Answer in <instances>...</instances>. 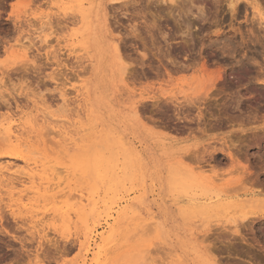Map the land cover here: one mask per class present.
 I'll use <instances>...</instances> for the list:
<instances>
[{"label": "rangeland", "instance_id": "1", "mask_svg": "<svg viewBox=\"0 0 264 264\" xmlns=\"http://www.w3.org/2000/svg\"><path fill=\"white\" fill-rule=\"evenodd\" d=\"M134 1V5L131 3L129 8L125 6L128 9L120 8L121 5H116L113 9L111 0H0V153L13 152L26 156L25 161L0 158V182H2L0 202H4L0 209L1 212L6 211L4 212L6 218H10L8 212H11L24 220L21 223L24 229L12 230V234L25 242L22 247L10 236L0 235V254L4 255V263L1 264H9L13 260H19V264H35V261L36 264H40L38 259L45 261L42 264H134L133 260L143 259V256L152 259L156 257L158 262L163 263L162 259L166 261L165 264H247L238 259L240 257L264 264V235H262L264 221L250 219V222L245 221L246 225L241 226L245 216L261 209L263 205L255 202L258 203L256 205L250 201L252 198L256 199L250 192H257L260 186L251 182L254 177L249 180L242 175L245 172L242 171L243 167L238 166L242 168L239 169L242 172L240 174L239 171L235 172L236 166L225 167L226 163H224L226 165L221 163L224 166L217 163L225 158L222 154L215 153L213 159H209L206 154L212 151V148L218 149L225 143V146H221L224 149L244 141L241 152L250 157L254 154L252 156L254 158L248 156L250 162L247 163L245 159L243 164L251 166L250 169L255 167L252 169L255 180L259 179L258 181L262 180L264 183V167L262 168L264 156L261 160L257 158L264 150L255 147L257 144L264 145L262 141L264 140V82H262L264 75L261 77L260 74H264V46H261L264 44V28L252 20L247 23L244 20L245 13H242L238 20L232 18L227 0H219V4L215 3L216 0H195L192 12L198 14V7H203L206 14L211 13L212 17L207 22L196 20L195 24L198 26L192 29L193 34L199 36L198 28H209L208 32H214L210 34L212 41L216 43L227 41L226 44H230L231 41L233 45L231 49L229 48L231 54L222 49V42L217 43L218 48L210 49L206 46L202 48L198 41L203 35L198 38L196 36L194 51L190 54L192 58L198 60H196L198 73L195 74L209 76L216 73L217 69V73L223 75V80L227 78L228 81H233L234 75L242 78L236 90H230L229 93L226 91L229 96L225 97L226 93L221 95L223 99L229 97L226 101V104L230 105L228 108L238 106L239 109L229 108L230 113L225 112L228 109L224 107L223 99L216 104L223 105L225 111L222 108H217V111L218 106L212 104L215 108L211 106L212 110H210H214L215 113L224 111L227 120L223 118V113L218 114L219 119L222 120L218 119L216 122L219 121L220 124L215 120L211 121L216 123H214L215 127L211 126V130L206 127L208 130L205 128V132L202 129L198 130L201 127L196 123L189 125L187 122L177 120L172 116L174 108L165 102H159L161 108H154L159 98H166L171 94H177L179 97L178 92L185 91L186 88L189 92H192V88L198 89L200 93L203 89L199 85V90L197 86L199 82L196 83L198 87L196 88L195 84L187 86L188 82L185 81L188 80L189 75H194L196 70L183 73L171 72L172 75L169 77L165 74L163 64L159 62L161 53L159 48L162 50L166 48L158 33L152 37L149 32V25H153L149 13L155 14L157 9L161 7L164 9L167 5L151 6L148 0ZM259 1L264 8V0ZM100 2L106 8V18L109 20L107 27L96 34H89L84 28L81 16L94 11ZM249 9L247 13L252 16V11ZM158 24L167 32L169 25L175 26L167 19L159 21ZM132 26L137 27L136 35H130ZM252 30L254 31L250 32ZM255 35H260L262 44ZM156 37L160 39L159 42H155ZM174 37L176 40L173 41L171 49L177 52L179 47H176L181 45L182 39L180 36ZM207 38V41H211ZM99 42L103 43L102 50L107 66L102 82L98 84L92 81V84L96 86V89L93 87L97 91L96 97L101 100V109L94 117L88 119L82 108L84 101L82 94L92 78L91 66L96 63ZM116 42L121 43L122 53L124 51L123 64L127 63L126 65L131 68L129 73L133 79L127 73L129 76L126 75L125 82L121 80L119 63L116 60L114 62L113 59L112 44ZM160 42L163 43L161 47H159L162 44ZM253 43L257 48L253 47ZM155 47L158 49L156 50ZM141 52L147 53V57L143 60L144 66L140 64L143 54ZM177 57H179L178 61H183L181 55ZM200 70H205V73ZM134 72L136 76L138 75L137 78ZM182 77L185 79L183 80ZM259 78L263 80L259 82ZM223 80L217 81L219 85L216 84L215 87H218L215 90H219V94L225 83ZM233 82L237 83L236 80ZM206 85L207 83L203 88ZM215 90L213 88V95L217 96L218 92ZM164 91L167 93H163ZM233 95L235 97L237 95L239 103ZM198 96H202V93ZM152 99L155 101L152 102ZM231 103L234 105L232 106ZM153 108L159 111H154ZM161 110H165L166 113H162V116L155 114ZM43 111L51 121L58 122L55 125L57 124L60 129L65 126L72 136H56L52 133L51 136H41V138L30 134L32 127L38 129L34 120L35 117L42 118ZM136 111L142 113V122L136 119ZM194 111L193 113H198L197 110ZM150 114L155 119L163 118L164 121L161 120L162 123L157 124L152 120L148 121L146 115ZM235 115L242 118L239 117L241 122L236 120ZM228 117L235 119V121L232 119L233 122L237 121L238 124L234 125L232 122V127ZM245 120H249V123ZM186 125L190 128L195 127V131L192 132L194 134H191V131L188 133L189 127ZM221 125L224 128H220ZM79 128L89 129L87 133H82L83 136H78L76 133L79 132H77ZM90 128H93L92 131ZM9 136H18L23 142L20 139L17 142L14 138L9 140ZM62 137H69L72 140L64 141ZM256 137H258L257 144L254 141L257 140ZM247 144L253 148L248 147ZM196 154L202 155L199 156L200 158L206 154L205 162L201 159L202 163H199ZM214 164L218 165L217 169L222 166L220 171L216 169L214 173L210 170L212 168L215 170ZM6 165L9 171L4 169ZM200 165L204 169H209L211 173ZM1 167H4L2 168L4 170ZM203 170L204 174L199 173ZM206 171L208 174L205 175ZM223 171L225 172L222 173ZM256 171L263 174L256 175ZM216 172L222 173L220 174L222 177ZM6 174L11 176L7 177ZM216 175L218 178L214 177ZM241 175L244 176L242 180L247 179V183L244 181V184H247V187L244 185V191ZM13 176L17 179L22 178L16 181ZM99 176L103 177V179L101 177L102 182ZM212 176L213 179L210 180ZM9 177H12L13 186L19 185L20 188L13 187ZM13 178L16 179L15 183ZM192 180H199L204 187L187 186L188 181ZM232 180L234 185L231 183ZM17 183L19 184L16 185ZM232 187H235V190L240 187L239 191H241L235 193L234 190L231 191ZM254 188L258 189L254 190ZM18 189H21L20 193ZM4 198H7L8 205L5 204ZM245 201L248 202V207L246 203L244 204ZM236 226L254 246L252 248L245 246L247 250L244 246L241 250L237 248L232 251L233 256H228V252L219 253L213 249V244L218 241L215 238L220 236L222 239L225 238L224 240L233 238ZM250 227L254 230L251 231ZM256 236L260 243L255 242ZM42 239L44 241L47 239L46 242L52 240H54L52 242H71L74 246L71 245L73 248L70 246L71 250L64 255L46 256L45 250L44 256L40 251L43 250L40 243L45 244L44 246L47 243ZM40 240L44 244L39 243ZM219 242L217 246L218 244L222 246ZM210 250H215L217 253L215 251L212 253ZM213 256L220 259H215Z\"/></svg>", "mask_w": 264, "mask_h": 264}, {"label": "bare ground", "instance_id": "2", "mask_svg": "<svg viewBox=\"0 0 264 264\" xmlns=\"http://www.w3.org/2000/svg\"><path fill=\"white\" fill-rule=\"evenodd\" d=\"M110 1V0H109ZM112 1V5H111V8H113V9H115V6L116 5H121V6H119L120 8L121 7H123V8H127L131 3L134 5V3H135V1L133 2V0H132V2H130L131 0H129V2H128V0H111ZM243 1V2H242ZM148 2H149V5H155V6H158V5H167L164 9H162V7L161 6H159V7H161L160 9H157V13H155L154 14V12H150L149 14H151V18L153 19V21H152V26H150L149 25V27H150V34H152L151 36L152 37H155L154 35H156V33H158L157 35H159L160 37V39H161V41L164 43V45H165V47L164 48H166V50H162L161 48H159L160 50H158V51H160L161 53H160V56H159V62L160 63H162L163 65L162 66H164V68H165V74H167L169 77L172 75V73L171 72H173V73H183V72H189V71H191V70H196V67L198 66V60L196 61L194 58H192L191 56H190V54H192L191 52H193L194 51V49H193V47L195 46V40H196V36L193 34L194 32L192 31V29H194V28H196L198 25H196L195 24V21L196 20H201L202 22H207V21H210V19H211V15L210 14H206L207 12L203 9V7L201 8V7H198L199 9V12H198V14H194L193 12H192V8L193 7H195V0H148ZM227 2H228V6H229V12H230V14H231V16H232V18H234L235 20H238V18H240L239 16H241V14L242 13H245L244 15H245V19L244 20H246L247 21V23L249 22V20L251 21L252 20V22H254V23H256V22H258L257 24L259 25V26H263V28H264V8L261 6V4H260V1L259 0H227ZM215 3H220V1L219 0H216L215 1ZM98 4V3H97ZM131 4V5H132ZM136 4H137V2H136ZM135 4V5H136ZM244 4H245V6H244ZM148 5V6H149ZM125 6H127V7H125ZM109 7V6H108ZM133 7V6H132ZM136 7V6H135ZM219 7V6H218ZM129 8V7H128ZM127 8V9H128ZM143 8V7H142ZM155 8V7H154ZM250 8V9H249ZM135 9V8H134ZM248 9H249V11L251 10L252 11V16H250V15H248ZM108 10V9H107ZM137 10H139V9H137ZM147 10H149V9H147ZM158 10L160 11V12H158ZM90 11V10H89ZM136 11V10H135ZM141 11V10H140ZM145 11V10H144ZM156 11V10H155ZM218 11H219V9H218ZM87 12V11H86ZM164 13V14H163ZM142 14V13H141ZM146 15V14H145ZM144 14H143V16H145ZM217 15V14H216ZM106 16H107V12H106V8L103 6V4H102V2H100L99 4H98V6H97V8L94 10V11H92V12H90L89 14L87 13V14H84V15H82L81 17V21L84 23V28H86V31L89 33V34H96L99 30H104L105 29V27H107V21H109L107 18H106ZM252 17V19H250V17ZM111 17V16H110ZM164 19H167L168 20V22H170V24H171V22H173L174 24H175V26L173 27V26H171V25H169L168 26V32L167 31H163L162 30V27L158 24V22L159 21H161V20H164ZM142 20V19H141ZM169 20H171V21H169ZM111 21V20H110ZM245 21V22H246ZM150 22V21H149ZM251 23V22H250ZM173 24V25H174ZM251 24H253V23H251ZM242 25V24H241ZM144 26H146V25H144ZM211 26V25H210ZM148 27V28H149ZM240 27H242V26H240ZM131 28V30H130V35H136L137 34V27L136 26H132V27H130ZM238 29V28H237ZM198 30V32L200 33L199 34V36L202 34L203 35V37H199V36H197V38L199 37V40L200 41H198V42H200L199 44H200V46L203 48V47H209L210 49L212 48H218L219 46H216V45H218L217 43H221V45H222V49L227 53L228 51H229V54H231L230 53V49L232 48V43H231V41H230V44L228 43V44H226L227 43V41H219V42H217L216 43V41L214 42V41H212L213 39H212V37L210 36V34L211 33H214V32H208L209 31V28L207 29V28H205V27H202V28H198L197 29ZM196 30V31H197ZM237 31V30H236ZM241 31V30H240ZM254 30H252V31H250V32H253ZM86 32V33H87ZM172 32H173V34H172ZM259 32V31H258ZM245 33V32H244ZM129 34V33H128ZM127 34V35H128ZM140 34V33H139ZM253 35H254V33H252ZM261 34V33H260ZM89 36V35H88ZM95 36V35H94ZM93 36V37H94ZM103 36V35H102ZM141 36V35H140ZM174 36H180L181 37V39H182V42L180 43L181 45L180 46H177L176 48H178V50H177V52H175L174 50V52L175 53H173V51H172V47H171V45H172V43H173V41H175L176 40V38L174 37ZM234 36V35H233ZM255 36H257L258 38H259V36L258 35H255ZM208 37V38H207ZM242 37V36H241ZM249 37V36H248ZM256 37V38H257ZM148 38V37H147ZM206 38L207 39H209V40H211V41H207L206 40ZM214 38V37H213ZM257 38V40H259V41H257V42H259V43H261L262 41L260 40V38L258 39ZM264 38V37H263ZM91 39H93V38H91ZM154 39V38H153ZM156 39L158 40V37H156ZM155 39V42H159V40L157 41ZM242 39V38H241ZM261 39H262V37H261ZM95 40V39H94ZM134 40V39H133ZM148 40V39H147ZM253 40V39H252ZM152 41H154V40H152ZM207 41V42H206ZM162 42H160V43H162ZM197 42V43H198ZM224 42V43H223ZM251 42H255V41H251ZM257 42L255 43V44H257ZM153 43V42H152ZM163 43L162 44H160V46L158 45V44H154V46H159V47H161L162 45H163ZM245 43H247V42H245ZM250 43V42H249ZM124 44V43H123ZM248 44V43H247ZM262 44V43H261ZM148 45V44H147ZM220 45V44H219ZM242 45V44H241ZM250 45H252V44H250ZM253 45H254V43H253ZM135 46V45H134ZM150 46V45H149ZM231 46V47H230ZM239 46V45H238ZM243 46V45H242ZM241 46V47H242ZM257 46V45H256ZM255 45L253 46V47H256ZM261 46H264V44H262ZM100 48H101V50H100ZM156 48V50L158 49V47H155ZM175 48V49H176ZM221 48V47H220ZM230 48V49H229ZM257 48V47H256ZM97 49H98V55H97V58H96V63L94 64V65H92L91 66V69H92V72H91V79H90V81L88 82V84H87V86H86V88H85V90H84V92H83V94H82V96L84 97L83 99H84V101H83V103H82V108H83V110H84V113H85V116L86 117H88V119H90L91 117H94L95 116V114H96V112L98 111H100V109H101V100L99 99V97H96V92L97 91H95V89H96V86H94L93 84H92V81H95L96 83H100V82H102V79H103V77H104V73H105V68H106V66H107V62H106V60H105V54L103 53V43L102 42H99V44L97 45ZM153 49V48H152ZM242 50V49H241ZM112 51H113V59H114V62H115V60H116V62H118L119 63V65H120V70H121V80L122 81H124V79H126V77L127 76H129L130 75V70H131V68H129L125 63L123 64V60L125 61V57H123V56H125V55H123V53H124V51H123V53H122V49H121V43L120 42H116V43H114V44H112ZM126 51V50H125ZM151 51V50H150ZM154 51V50H153ZM157 51V52H158ZM197 51V50H196ZM233 50H231V52H232ZM106 52V51H105ZM148 52V51H147ZM222 52V51H221ZM235 52V51H234ZM246 52V51H245ZM126 53H128V52H126ZM141 53H143L142 54V61H141V65L142 66H144V62H143V60L147 57L146 55H147V53L146 52H141ZM155 54V53H154ZM157 54V53H156ZM233 54V53H232ZM258 54V53H257ZM262 54V53H261ZM158 55V54H157ZM156 55V56H157ZM174 55H176V56H174ZM182 56L183 57V61L182 62H180V61H178V59L177 58H179V57H177V56ZM201 55V54H200ZM206 55V54H205ZM127 56V55H126ZM158 57V56H157ZM190 57V58H189ZM251 58V57H250ZM253 58H255V57H253ZM205 61V60H204ZM239 61V60H238ZM237 61V62H238ZM165 62V63H164ZM253 62V61H252ZM213 63V62H212ZM203 65H204V63H202ZM222 64V63H221ZM241 64V63H240ZM197 65V66H196ZM227 66H229V65H227ZM242 66V65H241ZM255 66H257V65H255ZM200 67H202V66H200ZM232 67V66H231ZM136 68V67H135ZM156 68V67H155ZM205 67H203V69H204ZM226 68V67H225ZM202 69V70H203ZM207 69H208V67H207ZM211 69V68H210ZM212 70V69H211ZM261 70V69H260ZM201 71V70H200ZM208 71V70H207ZM256 71V70H255ZM132 72V71H131ZM144 72V71H143ZM159 72V71H158ZM158 72H157V74H158ZM202 73H205V70L204 71H201ZM238 72V71H237ZM248 72V71H247ZM129 75H128V74ZM162 73V72H161ZM195 73H198V71L196 70V71H194V75H189V77H187V79L188 80H186L185 78H183V80L185 79V81H187L188 82V85L187 86H189V84L191 85H194L195 84V87L196 88H198L199 87V85H200V87H202V89H203V91L201 92L202 93V96H198V95H200L201 93H200V91H197L196 89H194V88H192L193 90H192V92L190 91H188L187 90V88H186V90L185 91H179L178 92V94H180V96L182 95V97H178L177 96V94H171V95H168V97H166V98H164V97H162V99H158V102L156 103V102H154V103H156V105H154V108H156V109H158V108H161V104L159 103V102H162V103H167V104H169L171 107H173L174 109H172L173 110V114H172V116H174L175 118H177V120H179V121H184L185 123L187 122L189 125L191 124V125H193L192 123H196L197 124V126L198 127H201L200 129H198V128H196V130L198 129V130H204L206 127L207 128H210V130H211V126H213L214 125V127H215V124L218 122V124H220L219 123V121H221L220 119H219V116H218V114H222V116H224L223 118L224 119H226L227 120V117H225V115L227 116V114L225 113V112H229V108H231V107H229L228 108V106H230V105H227L226 103V101L228 100L227 98H229V97H227L226 99L224 98H222V94H225L224 96L226 97V95H227V92L228 91H232V90H236L235 88H236V86L238 85V82L242 79L241 78V76H235L234 75V77H233V79L234 80H236V82L237 83H234L233 81H231V80H227V78L226 79H224L225 80V83H223V86H222V88L220 89V91H221V94H219V90L218 91H216L215 89H218V87L217 88H215L216 87V84H217V81L219 82V80H223L222 78H223V75L221 74V73H217V69H216V73H212V74H210L209 76L207 75V76H203V75H201V76H199V75H197V74H195ZM210 73V72H209ZM133 74V73H132ZM139 74V73H138ZM144 74V73H143ZM160 74V73H159ZM251 74V73H250ZM261 74V77H263L262 75H264V74H262V73H260ZM259 74V75H260ZM127 75V76H126ZM134 75H135V72H134ZM145 75V74H144ZM206 75V74H205ZM245 75V74H244ZM258 75V74H257ZM131 76V75H130ZM138 76V75H137ZM137 76L135 75V77L137 78ZM160 76V75H159ZM249 76H251V75H249ZM125 77V78H124ZM140 77V76H139ZM184 77H186V76H184ZM256 77V76H255ZM260 77V78H261ZM131 78H132V76H131ZM259 78V80H257V81H259V82H261L262 80ZM133 79V78H132ZM258 79V78H257ZM223 80V81H224ZM2 81V80H1ZM135 81V80H134ZM125 82V81H124ZM197 82H199L200 84H198L197 86H196V83ZM262 82H264V80L262 81ZM205 83H207V85H206V87L205 88H203V86H204V84ZM221 83V82H220ZM240 83V82H239ZM96 85V84H95ZM217 85H219V84H217ZM95 87V89H94V87ZM200 87H199V90H200ZM213 88H214V90L216 91V92H218V94H217V96H214L213 95ZM239 89V88H238ZM238 89H237V91H238ZM246 89V88H245ZM183 90H184V88H183ZM191 90V89H190ZM127 91V90H126ZM212 91V92H211ZM227 91V92H226ZM170 92V91H169ZM163 93H167V92H163ZM162 93V94H163ZM175 93H177V92H175ZM215 93V92H214ZM229 93V92H228ZM237 93V92H236ZM239 93V92H238ZM164 94V95H165ZM163 95V96H164ZM227 96H229V94L227 95ZM230 96H231V94H230ZM234 97H235V95H233ZM232 96V97H233ZM10 97H11V95H10ZM61 97L62 98H65L64 97V95H61ZM242 96L240 95V98H241ZM236 99L235 100H237V95H236V97H235ZM155 99V98H154ZM154 99H152V102H153V100ZM224 100L225 102V108H227L228 109V111H225L223 108H222V106L221 105H217L216 103H218L219 102V100L221 101V100ZM64 101H65V99H63ZM234 99H232V101H233ZM235 100L233 101L234 103H236L235 102ZM155 101V100H154ZM239 101H240V99H239ZM5 102V101H4ZM237 102H238V100H237ZM239 103V102H238ZM237 103V104H238ZM123 104V103H122ZM212 104H215V107H216V105L218 106V107H216V109L217 108H222L224 111H219V112H221V113H215V111L213 112V111H211L212 110V108H210L211 106H212ZM228 104H229V101H228ZM237 104H235V105H237ZM231 105L233 106L234 104H232L231 103ZM5 106H6V104H5ZM204 106V108L202 109V107ZM219 106H221V107H219ZM37 107V106H36ZM35 107V108H36ZM212 107H214V105L212 106ZM214 107V108H215ZM153 108V109H154ZM213 108V109H214ZM234 108V107H233ZM233 108H231L232 110H233ZM235 108L238 110L239 109V107L238 106H235ZM234 108V109H235ZM9 109V108H8ZM211 109V110H210ZM235 109V110H236ZM82 110V111H83ZM194 110H197L198 111V113H193V111ZM152 112H153V110H151ZM154 111H159V110H155L154 109ZM196 111V112H197ZM217 111H218V109H217ZM195 112V111H194ZM251 112V111H250ZM151 113V112H150ZM154 113V112H153ZM215 113V114H214ZM230 113V112H229ZM42 118H38V117H35V120H34V123H35V126L37 125L38 126V129H34L35 127H32L31 128V131H30V134L32 133L33 134V136H51V134L52 133H54L56 136L58 135V136H72L71 134H70V132L68 133V131H67V128L65 127V126H62V129H60L58 126H57V124L55 125V123H58V122H53V121H51L50 120V118L48 117V115L46 114V113H44V111L42 112ZM142 114V113H141ZM141 114L139 113V112H137L136 111V119H140V121H141V117L143 116H141ZM144 114V113H143ZM225 114V115H224ZM234 114V113H233ZM238 114V113H237ZM134 115V114H133ZM154 115V114H153ZM207 115H209V118H207ZM218 117H217V116ZM97 116V115H96ZM228 116H230V114H228ZM240 116H242L241 114H240ZM239 115L238 116H236L235 115V117H236V120H239V117H240ZM231 117H232V115H231ZM231 117H228L230 120H231V124H232V127H233V123H234V125H236V124H238V122L236 123V122H233V120L235 121V119H231ZM148 118V121L149 120H152L155 124H157V123H159L160 121L159 120H157V119H155L154 118V116H152L151 114L148 116V115H146V119ZM174 118V119H175ZM220 118H221V116H220ZM241 118V117H240ZM249 120L251 119V118H249V117H247ZM219 119V121H217L216 122V120H218ZM223 119V120H224ZM228 119V120H229ZM242 119V118H241ZM246 119V118H245ZM215 120V124L214 123H212L211 121H214ZM244 120V119H243ZM249 120H245V122L246 121H248V123H249ZM253 120V119H252ZM225 121V120H224ZM142 122V121H141ZM229 122V121H228ZM233 122V123H232ZM239 122H241L240 120H239ZM152 123V122H151ZM160 123H162V122H160ZM230 123V122H229ZM228 123V124H229ZM243 123V122H242ZM247 123V122H246ZM79 124V123H78ZM81 124V123H80ZM164 124V123H163ZM218 124H217V127H219L218 126ZM240 125H242L241 123H239ZM245 124V123H244ZM252 124V123H251ZM209 125H210V127H209ZM225 125H227V124H225ZM230 125V124H229ZM239 125V126H240ZM248 125V124H247ZM250 125V124H249ZM181 126V125H180ZM196 126V127H197ZM222 126V127H221ZM220 126V128H224V126L223 125H221ZM238 126V125H237ZM245 126V125H244ZM58 127V128H57ZM93 127V126H92ZM157 127V126H156ZM186 127H189V126H187L186 125ZM213 127V128H214ZM246 127V126H245ZM160 128V127H159ZM178 128V127H177ZM176 128V129H177ZM195 127H189V130H188V133H190V131H191V134H194V133H192V132H194L195 131V129H194ZM206 128V129H207ZM219 128V129H220ZM88 129L89 128H87V129H81V128H79L78 130H77V132L78 133H76V135L78 134V136H83L82 135V133L84 132V133H87V131H88ZM92 129L93 128H90V130L92 131ZM163 129H164V127H163ZM185 129V128H184ZM215 129V128H214ZM208 130V129H207ZM166 131V130H165ZM205 132H206V130H204ZM197 132V131H196ZM203 132V131H202ZM202 132H199V133H202ZM83 133V134H84ZM204 133V132H203ZM93 134H95V133H93ZM190 134V135H191ZM235 136H236V134H234ZM246 135V134H245ZM257 135V134H256ZM231 136H233V135H231ZM252 136V135H251ZM254 136V135H253ZM259 136H260V134H259ZM263 136V135H262ZM16 139V141L17 142H19L21 139H20V137H18V136H9V140H12V139ZM42 138V137H41ZM63 139H64V141H69V140H72V138H67V137H62ZM257 138V140H254L255 141V143L257 144V142H258V137H256ZM20 139V140H19ZM32 139H34V138H32ZM37 139V138H36ZM62 139V140H63ZM255 139V138H254ZM253 140V139H252ZM259 140H261V138L259 139ZM22 141V140H21ZM257 141V142H256ZM263 141V143H264V140H262ZM23 142V141H22ZM21 142V143H22ZM244 142V141H243ZM243 142L242 141H240V144H238V145H231L230 147H228V148H226V149H224V148H222L223 146H225L226 145V143L224 144V145H221L220 147H218V149L216 148V149H214V148H212V151H209V152H206V154H207V157L209 156V159H213L214 158V156H215V153H220V154H222L223 155V157H225L221 162H217V161H214V162H217V163H222V164H224V163H226V164H224V165H226L225 167H229V165H231V166H236V173L239 171L240 172V174L242 173L241 172V170H242V168H238V166L240 167H243V170L242 171H244L245 170V172H244V174H242V175H244L246 178H248L249 180L252 178V177H254V180L256 179L255 178V173H253V171H252V169L253 168H255V167H253L252 169H250V167H248V166H246V165H244L243 164V160H245L246 159V161H247V163L248 162H250L249 160V158H248V156L250 157V155H247V156H245L246 154H243L242 152H241V147H242V145H244L243 144ZM245 143V142H244ZM248 143V142H247ZM220 144V143H219ZM222 144H223V142H222ZM256 144H253L254 146L256 145ZM248 145V147H252L253 148V146H251L250 144H247ZM255 147H257V148H259V149H262V150H264V145H262V146H260L259 144H257ZM214 149V150H213ZM261 150V151H262ZM263 152V151H262ZM36 153V152H35ZM30 154H32V152L30 153ZM190 154V153H189ZM206 154H203V158L201 157H199V156H202V155H199V156H197L198 154H196V160H198L199 161V163L201 162L202 163V160L201 159H203V162H205L204 161V156L206 155ZM248 154V153H247ZM264 154V152L262 153V155L260 156L259 155V157H257L258 159H262L263 158V155ZM243 155V156H242ZM254 155V154H253ZM252 155V156H253ZM250 157V158H254V157ZM3 157H7V158H9V159H15V160H22V161H25L26 160V156H24V155H21V154H17V153H11V152H5V153H0V158H3ZM35 157V156H34ZM192 157V156H191ZM256 157V156H255ZM206 159V158H205ZM208 159V160H209ZM222 159V158H221ZM220 158H219V160H221ZM258 159H256V160H258ZM201 160V161H200ZM218 160V159H217ZM206 161H207V159H206ZM264 161V160H263ZM208 162H211V161H208ZM207 162V163H208ZM255 162H259V161H255ZM262 162V161H261ZM216 163V164H217ZM229 163V164H228ZM206 164V163H205ZM211 164V166H212V163H210ZM221 164V165H222ZM253 164V163H252ZM258 164V163H257ZM262 164V163H261ZM264 164V163H263ZM8 165V164H7ZM6 165V168H4V167H1V169L2 168H4L6 171H9V168H8V166H10V165H8L7 166ZM224 165H222V166H224ZM251 165V164H250ZM201 166V165H200ZM214 166H215V164H214ZM221 166V167H222ZM201 167H203V166H201ZM213 167V166H212ZM212 167H210V168H212ZM217 167H218V165H216L215 166V170L212 168V169H210V170H212V171H214V173H215V171H217V170H219V169H217ZM232 167V168H233ZM259 167V166H258ZM264 166H262V168H263ZM11 168V167H10ZM200 168V167H199ZM238 168V169H237ZM4 169H2V170H4ZM201 169V168H200ZM203 169H204V167H203ZM217 169V170H216ZM234 169V168H233ZM239 169H241V170H239ZM1 170V171H2ZM202 170V169H201ZM204 170H208V171H210L209 169H204ZM204 170L203 171H200L199 173H203L204 172ZM225 170V169H224ZM230 170V169H229ZM256 170V169H255ZM185 171V170H184ZM220 171V170H219ZM11 172V171H10ZM207 172V171H206ZM225 171H223L222 173H224ZM233 172V171H232ZM234 172V173H235ZM56 173V172H55ZM210 173H211V171H210ZM213 173V172H212ZM222 173H220V174H222ZM228 173H229V171H228ZM256 173H257V171H256ZM258 173H260V172H258ZM258 173L256 174V175H258ZM262 173V172H261ZM260 173V174H261ZM263 173H264V171H263ZM262 173V174H263ZM15 174V173H14ZM14 174H12V175H14ZM22 174V173H21ZM204 174V173H203ZM206 174H208V172L207 173H205V175ZM216 174H219L218 172H216ZM220 174H219V176H220ZM231 174V173H230ZM7 175V177H8V175L9 174H6ZM98 175H100L99 173H98ZM97 175V176H98ZM211 175H214V174H211ZM226 175V174H225ZM241 175V176H242ZM264 175V174H263ZM4 176V175H3ZM9 176H11V175H9ZM14 176H16V175H14ZM13 176V177H14ZM104 176V175H103ZM218 175H216V176H214V177H217ZM224 176V175H223ZM244 176H242V178H241V180L244 178ZM5 177V176H4ZM7 177H5V178H7ZM19 177V176H18ZM100 177V176H99ZM102 177V176H101ZM101 177H100V182H102L101 181ZM189 177V176H188ZM191 177V176H190ZM189 177V178H190ZM220 177H222V176H220ZM14 178H16L17 179V177H14ZM14 178H13V180H14ZM20 178H22V177H20ZM19 178V179H20ZM192 178V177H191ZM218 178V177H217ZM239 178H240V176H239ZM239 178H238V182L240 181L239 180ZM259 178V177H258ZM8 179V178H7ZM9 179H11V181L10 180H7V181H10V183L12 184V177L10 178L9 177ZM15 179V180H16ZM19 179H17L16 181H19ZM102 179H103V177H102ZM185 179V178H184ZM202 179H203V177H202ZM204 179H205V177H204ZM213 179V176H212V178H210V180H212ZM223 179H224V177H223ZM15 180H14V183H15ZM22 180V179H21ZM183 180V179H182ZM215 180V179H214ZM221 180V179H220ZM252 180V179H251ZM252 180L251 182L253 183V185H254V183H258V185L260 186H258L257 185V187H259V189L258 188H256V189H258V190H256L255 188H254V190H256L257 192H250L249 190V192L250 193H252L253 195H254V197H256V199H254V198H252V199H250V201L253 203H255V202H259L260 203V205H261V203L264 205V183L262 182V180H260V181H258L259 179H257V180ZM3 181V180H2ZM23 181V180H22ZM33 181V180H32ZM186 181V180H185ZM206 180H204V182H205ZM233 182H231V183H233V185H234V180H232ZM243 182H241L242 183V185L244 186H246L247 187V184H244V181H245V183H247L246 181H247V179L246 180H242ZM21 182V181H20ZM207 182V181H206ZM209 182V181H208ZM229 182V183H230ZM250 182V185H252V183ZM0 183H2V182H0ZM4 183H7V182H4ZM10 183H9V185H10ZM21 183H24V182H21ZM33 183V182H32ZM182 183V182H181ZM8 184V183H7ZM19 183H17L16 185H18ZM185 184V183H184ZM237 184V183H236ZM2 185V184H1ZM14 184H12V186H13ZM204 184L202 183V182H200L199 180H192L191 182L190 181H188V183H187V186H195V187H204L203 186ZM228 185V184H227ZM231 185V184H230ZM241 185V184H240ZM239 185V186H240ZM241 185V186H242ZM5 186V185H4ZM7 186V185H6ZM11 186V185H10ZM10 186H8V189H9V187ZM21 186V185H20ZM243 186H242V190L244 191V189H245V186H244V188H243ZM249 186V185H248ZM3 187V186H2ZM13 187H15V186H13ZM13 187H12V189H13ZM17 187V186H16ZM15 187V188H16ZM24 187V186H23ZM32 187H34V186H32ZM236 187V186H235ZM234 187V188H235ZM238 187V186H237ZM253 187V186H252ZM7 188V187H6ZM17 188H20L19 187V185H18V187ZM21 188H22V186H21ZM51 188V187H50ZM233 188V187H232ZM232 189L231 191H233V192H235L236 193V191H239V189H240V187H239V189L237 190H235V189ZM12 189H10V191L12 190ZM29 188H26V190H28ZM31 189V188H30ZM225 188H223V190H224ZM227 189V188H226ZM231 189V188H230ZM246 189H248V188H246ZM13 190H16V189H13ZM21 190V189H20ZM20 190L18 189V191H19V193H20ZM25 190V189H24ZM34 190V189H33ZM228 190H229V188H228ZM227 190V191H228ZM2 191V190H1ZM17 191V192H18ZM230 191V190H229ZM241 191V190H240ZM239 191V192H240ZM3 192V191H2ZM22 192H23V190H22ZM1 193V192H0ZM13 193V192H12ZM226 193H228V192H226ZM17 194V193H16ZM3 194H1V196H2ZM7 195V194H6ZM10 195V194H9ZM19 196L21 195V194H18ZM29 195V194H28ZM237 195V194H236ZM8 196V195H7ZM47 196V195H46ZM247 196H248V194H247ZM251 196V195H250ZM9 197V196H8ZM47 197H49V196H47ZM11 198V197H10ZM46 198V197H45ZM5 199V198H4ZM7 199V198H6ZM6 199H5V204L6 205H8L7 203H6ZM36 199V198H35ZM217 199V198H216ZM246 199H248V198H246ZM32 200H34V198L32 199ZM38 200V199H37ZM10 201V200H9ZM242 201V200H241ZM244 201V200H243ZM248 201V200H247ZM8 202V201H7ZM38 202H39V200H38ZM238 202V201H237ZM249 202V201H248ZM248 202H244V204L246 203V205L248 204ZM250 202V203H251ZM3 203L4 202H0V207L2 206L3 207ZM249 203V204H250ZM2 204V205H1ZM227 204H229V203H227ZM242 204V203H241ZM256 204V203H255ZM258 204V203H257ZM256 204V205H257ZM25 205V204H24ZM256 205H255V207H256ZM260 205H258V207L260 206ZM263 205H261L262 207H261V209H259V210H255V211H253L252 213H250V214H248L247 216H245L244 218H245V220L243 221L244 223H242L241 222V226H243L244 224L246 225V222L247 221H251L250 219H254L253 221H255V219L257 220L258 219V221H260L261 220V222H263L264 221V206ZM19 206V205H18ZM34 206V205H33ZM239 206H241V205H239ZM13 208H15L14 206H12ZM28 207V206H27ZM243 207H244V205H243ZM247 207H248V205H247ZM251 207V206H250ZM257 208V207H256ZM11 209V208H10ZM246 209V208H245ZM252 209V208H251ZM4 210H5V208H4ZM2 211H3V209H2ZM9 211V210H8ZM4 212H6V211H4ZM4 212H1V209H0V235H7V236H10L14 241H17V242H19L21 245H22V247L25 245V242H23L22 240H19V239H17V237H14V235L12 234V230L13 231H22L23 229H24V226H23V224H21V223H23L22 221H24V220H22L19 216H17L16 214H14V213H11V212H8V214H9V216H10V218H6L5 217V213ZM17 212V211H16ZM221 212V211H220ZM223 212V211H222ZM34 213H36V212H34ZM37 214V213H36ZM35 214V215H36ZM243 217V216H242ZM246 221V222H245ZM252 221V224H254V222ZM248 224V223H247ZM251 224V225H252ZM256 224V223H255ZM37 225V224H36ZM263 225V224H262ZM237 227V226H236ZM242 229V228H241ZM250 229H251V231H253L254 229L252 228V227H250ZM253 229V230H252ZM264 229V228H263ZM257 231V230H256ZM242 232V231H241ZM28 233V232H27ZM234 236H233V238L231 237H229L228 239H226V240H224L225 238H221V236L220 237H217V238H215V239H217L218 241H217V243L219 242L220 244H222V246H219V244H218V246H217V243L216 242H214V243H216V244H213V249H215L216 251H218L219 253H221V252H223V253H226V252H228V256H233V253H232V251L233 250H235V249H237L238 248V250H241L242 248H243V246L245 247H247L248 246V248H252V246H254L252 243H249L248 242V240H249V238H246V236L244 235V234H242V233H240V228L239 227H237L236 229H235V231H234ZM232 234V235H233ZM248 234V233H247ZM218 235V234H217ZM220 235V234H219ZM261 235V234H260ZM262 235H264V232H263V234ZM251 237V236H250ZM44 238V237H43ZM227 238V237H226ZM252 239V238H251ZM43 240V239H42ZM47 240V239H46ZM46 240L44 241L43 240V242H45V243H47L46 244V246H44L45 244L40 240L39 241V243L40 242H42L44 245H41V243H40V246L43 248V250H40L41 252H43V255H44V252H45V250H46V253L47 254H45L46 256H49V255H51V254H53L54 256L55 255H64V254H66V253H68L70 250H71V248H73L72 246H74V245H72L73 243H71V242H64V243H62V242H52V241H54V240H52V241H48V242H46ZM254 240H256L255 242H259V240L257 239V236L254 238ZM57 241V240H56ZM67 241V240H66ZM216 241V240H215ZM62 243V244H61ZM211 243V242H210ZM260 243V242H259ZM2 245V244H1ZM72 245V246H71ZM39 246V245H38ZM39 246V248L40 249H42L41 247ZM48 246V247H47ZM70 246H71V248H70ZM183 246V245H182ZM210 246V245H209ZM208 246V247H209ZM246 247L244 248V249H246ZM247 248V249H248ZM257 248V247H256ZM262 248V247H261ZM246 249V250H247ZM13 250V249H12ZM37 250H38V248H37ZM214 250V251H215ZM246 250H243V251H246ZM211 251V250H210ZM214 251H211L212 253L214 252ZM215 251V252H216ZM19 252V251H18ZM40 253V252H39ZM217 253V252H216ZM41 254V253H40ZM40 254H38L39 256H40ZM236 254V253H235ZM7 255V254H6ZM44 255V256H45ZM53 255H51V256H53ZM58 255V256H59ZM135 255V254H134ZM22 256V255H21ZM50 256V257H51ZM53 256V257H54ZM222 256V255H221ZM234 256H236V255H234ZM255 256V255H254ZM253 256V257H254ZM7 257V256H6ZM10 257V256H9ZM16 257V256H15ZM36 257V256H35ZM145 257H147V256H143V259H139V260H133L132 262L134 263V264H165L164 262H166V261H164V260H162L161 259V261L163 262V263H161V262H158L157 261V258L155 257V259H152V258H150V257H147V258H145ZM213 257H215V256H213ZM237 257V256H236ZM36 258H39L38 256L36 257ZM49 258V257H48ZM52 258V257H51ZM165 258V257H164ZM220 259V257H215V259ZM250 258V257H249ZM40 259H41V257H40ZM45 259H46V257H45ZM54 259V258H53ZM52 259V260H53ZM168 258H166V260H167ZM238 259H240V260H242V262L244 261V262H246L247 264H258V263H256V262H252L251 260H244L243 258L241 259V257L240 258H238ZM2 260V256L0 255V261ZM7 260V259H6ZM15 260H17V259H15ZM37 260V259H36ZM48 260V259H47ZM51 260V259H50ZM51 260V261H52ZM158 260H160V259H158ZM232 260H234V258L232 259ZM236 260V259H235ZM254 260V259H253ZM257 260H258V258H257ZM260 260V259H259ZM19 260H17V261H12L11 263H9V264H19V262H18ZM49 261V260H48ZM174 261V260H173ZM214 261V260H213ZM217 260H215V262H216ZM256 261V260H255ZM2 262V261H1ZM0 262V263H1ZM6 262V261H5ZM38 262L40 263V264H42V263H44L45 261L43 260V259H41L40 261H39V259H38ZM37 262V263H38ZM50 262V261H49ZM174 262H176V261H174ZM240 262V261H239ZM106 263V262H105ZM169 263H171V262H169ZM6 264V263H5ZM35 264H36V261H35ZM172 264V263H171Z\"/></svg>", "mask_w": 264, "mask_h": 264}, {"label": "flooded vegetation", "instance_id": "3", "mask_svg": "<svg viewBox=\"0 0 264 264\" xmlns=\"http://www.w3.org/2000/svg\"><path fill=\"white\" fill-rule=\"evenodd\" d=\"M172 112H173V110H172ZM162 113H166V111L165 110H161L160 112H157V113H155V114H157V115H161ZM162 116V115H161ZM157 119V118H156ZM160 119V120H159ZM159 119H157V120H159L160 122H162V121H164L163 120V118H159ZM162 120V121H161ZM1 256H2V262L1 263H4V255L3 254H0ZM0 263V264H1Z\"/></svg>", "mask_w": 264, "mask_h": 264}]
</instances>
